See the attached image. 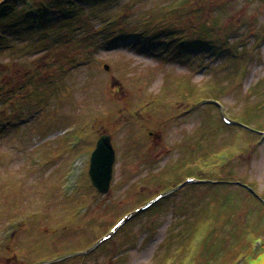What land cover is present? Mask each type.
<instances>
[{
  "label": "rangeland",
  "instance_id": "rangeland-1",
  "mask_svg": "<svg viewBox=\"0 0 264 264\" xmlns=\"http://www.w3.org/2000/svg\"><path fill=\"white\" fill-rule=\"evenodd\" d=\"M170 1L82 7L58 43L0 50V264H185L229 228L238 244L213 263L226 264L263 240V203L234 183L264 196V0H192L174 14ZM115 13L126 30L168 21L205 40L212 26L239 51L104 47L99 25ZM102 134L115 153L105 194L88 174Z\"/></svg>",
  "mask_w": 264,
  "mask_h": 264
},
{
  "label": "trees",
  "instance_id": "trees-1",
  "mask_svg": "<svg viewBox=\"0 0 264 264\" xmlns=\"http://www.w3.org/2000/svg\"><path fill=\"white\" fill-rule=\"evenodd\" d=\"M0 0V50L10 48L14 44V40H23L24 42L34 41L33 43L41 42L43 37L49 42L61 40L60 27H69L73 17L86 15L82 7H97L100 2L114 0ZM82 2V6H76V2ZM192 0H171L168 5L175 2V6L169 11L176 13L185 8L186 4ZM189 10L192 7L188 8ZM190 12V11H189ZM173 13V14H174ZM123 14L115 13L100 23L98 32L105 37L104 47L114 45L118 42H129L132 47H137L138 51H159L160 55L165 59L176 57L182 53H192L195 51H239L237 46H223L219 44V36L216 31H213L212 26H208L209 36L202 40L198 36L196 28L195 37H191L181 26L174 25L171 22L162 21L152 22L147 19L140 20L131 30L121 29L120 22L124 20ZM153 23V24H151ZM205 23V22H204ZM206 24V23H205ZM199 23L196 27H198ZM90 34L89 36H94ZM25 39V40H24ZM209 98V97H208ZM233 120V119H231ZM237 124L241 123L235 121ZM249 131H252L253 126L250 122L242 121ZM238 128V127H237ZM229 159V158H228ZM190 176V175H189ZM196 176V175H195ZM197 178V176H196ZM230 179H208V177L198 178L197 182L192 185L226 184ZM240 181V180H238ZM234 181V184L241 185L243 189H247L253 193L256 198L251 184ZM247 185V186H246ZM262 197V198H261ZM260 198L264 200V196ZM262 205V204H261ZM260 205V206H261ZM251 228V226L249 227ZM228 241H222L216 234L211 235V231L206 233L201 241V249L195 258H189L185 264H213L221 257L226 256L229 248L238 244L240 234L233 232L229 228H224ZM251 230V229H250ZM213 232V231H212ZM260 237L253 236L250 242ZM254 240L250 254L244 255L235 253L226 264H264V238ZM221 241V242H220ZM257 242H259L257 244ZM238 252V251H237ZM201 256V261L199 258Z\"/></svg>",
  "mask_w": 264,
  "mask_h": 264
},
{
  "label": "water",
  "instance_id": "water-1",
  "mask_svg": "<svg viewBox=\"0 0 264 264\" xmlns=\"http://www.w3.org/2000/svg\"><path fill=\"white\" fill-rule=\"evenodd\" d=\"M114 160L115 153L110 136L102 134L96 141L95 148L91 153L88 169L92 185L101 194H105L109 188Z\"/></svg>",
  "mask_w": 264,
  "mask_h": 264
}]
</instances>
